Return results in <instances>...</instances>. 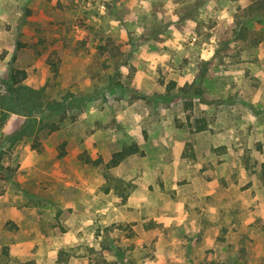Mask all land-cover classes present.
Instances as JSON below:
<instances>
[{
	"label": "rangeland",
	"instance_id": "1",
	"mask_svg": "<svg viewBox=\"0 0 264 264\" xmlns=\"http://www.w3.org/2000/svg\"><path fill=\"white\" fill-rule=\"evenodd\" d=\"M248 4L0 0V264H264ZM11 68L36 96L26 113L1 105ZM131 143L142 154L108 171L134 185L123 203L104 164Z\"/></svg>",
	"mask_w": 264,
	"mask_h": 264
},
{
	"label": "trees",
	"instance_id": "2",
	"mask_svg": "<svg viewBox=\"0 0 264 264\" xmlns=\"http://www.w3.org/2000/svg\"><path fill=\"white\" fill-rule=\"evenodd\" d=\"M246 15L249 21H254L257 24L264 25V0H249V4L245 9ZM264 40V38H262ZM53 73H58V67L56 64H51ZM26 78V72L24 70H19L16 68H11L9 76V94L3 97L1 103L3 109H7L11 112H24V110H32L31 104L34 103L36 96H31L28 92L23 90H18L16 85L21 83ZM26 113V112H24ZM30 112L26 115L29 116ZM197 122H200L199 120ZM191 127V125H190ZM57 127H53V130H56ZM208 130L207 124L205 122L197 125V132H202ZM142 154L136 143H131L128 145H123L120 150L114 152L111 155L110 160L104 164V177H105V193H108L110 190H114L119 199L124 203L129 197L131 191L134 188V185L131 182H127L120 178H114L111 176L108 171L114 167H117L121 162H123L127 157ZM85 163H93L95 166L103 164L102 158L96 160H91L89 157L85 159ZM261 179L264 184V161L260 165ZM62 258L58 259L55 264H61ZM104 264H119L117 262H108L104 261ZM20 264H36L34 260H29L21 262Z\"/></svg>",
	"mask_w": 264,
	"mask_h": 264
}]
</instances>
